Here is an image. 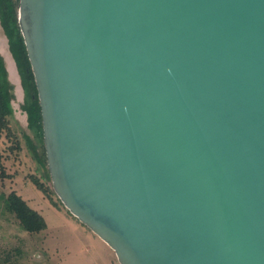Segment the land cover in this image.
<instances>
[{"label": "water", "instance_id": "obj_1", "mask_svg": "<svg viewBox=\"0 0 264 264\" xmlns=\"http://www.w3.org/2000/svg\"><path fill=\"white\" fill-rule=\"evenodd\" d=\"M52 187L120 264H264V0H18Z\"/></svg>", "mask_w": 264, "mask_h": 264}, {"label": "rangeland", "instance_id": "obj_2", "mask_svg": "<svg viewBox=\"0 0 264 264\" xmlns=\"http://www.w3.org/2000/svg\"><path fill=\"white\" fill-rule=\"evenodd\" d=\"M0 51L16 86L17 97L13 102L16 117L26 127V115L20 108L22 88L1 25ZM5 145L0 143V148L3 150ZM0 152L5 158L4 167H0V194L17 192L47 221L45 230L29 233L21 229L13 215L2 212L1 207L0 264H120L114 250L105 241L81 223L64 204L51 203L31 181L30 175L36 173L37 165L26 148L21 152Z\"/></svg>", "mask_w": 264, "mask_h": 264}, {"label": "trees", "instance_id": "obj_3", "mask_svg": "<svg viewBox=\"0 0 264 264\" xmlns=\"http://www.w3.org/2000/svg\"><path fill=\"white\" fill-rule=\"evenodd\" d=\"M0 25L18 72L23 93L20 108L26 115V127H23L16 117L13 106L17 97L16 86L10 79L6 59L0 52V143L6 144L3 150L0 148V151L21 152L26 148L37 165L36 173L30 175L31 181L51 203L63 204L51 184L44 142L42 109L35 74L19 24L18 0H0ZM4 159L0 152V167H4ZM1 207L2 212L13 215L21 229L26 232L39 233L47 228L44 215L31 207L15 191L0 194V210ZM7 257L9 258V253Z\"/></svg>", "mask_w": 264, "mask_h": 264}, {"label": "crops", "instance_id": "obj_4", "mask_svg": "<svg viewBox=\"0 0 264 264\" xmlns=\"http://www.w3.org/2000/svg\"><path fill=\"white\" fill-rule=\"evenodd\" d=\"M8 44V43H7ZM1 52V51H0Z\"/></svg>", "mask_w": 264, "mask_h": 264}]
</instances>
